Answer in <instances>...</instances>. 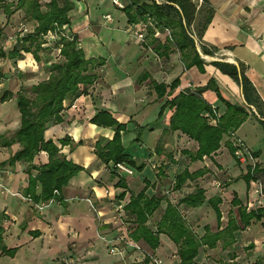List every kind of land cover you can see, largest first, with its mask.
Segmentation results:
<instances>
[{"label":"crops","instance_id":"1","mask_svg":"<svg viewBox=\"0 0 264 264\" xmlns=\"http://www.w3.org/2000/svg\"><path fill=\"white\" fill-rule=\"evenodd\" d=\"M18 1L0 0V6L17 5ZM207 1L206 7H212L214 13L200 46L213 53L207 54L208 58L202 57L200 65L190 67L185 66L179 50L174 48L168 56L158 54L149 43V37L145 41L137 39L128 16L112 0L74 1L70 23L44 35V49L38 53L39 59L33 52L23 50L22 56L10 57L15 45L20 46L22 28L32 30L35 25L22 9L8 16L0 7L3 28L0 39V183L7 189L0 186V264H143L146 256L161 258L163 264H180L174 251L176 245L165 234L160 235L161 243L156 250L142 241L131 240L130 224L125 221L127 216L125 212L121 215L116 211L114 205L119 199L129 201L146 183L155 184L148 188V195L163 194L176 203L178 200L166 195V189L173 186L176 174L186 167L191 172L203 170V174L188 181L191 184L182 191H192L198 183L206 189L207 199L221 195L222 213L225 202H229L228 212L232 208L234 193L249 209L264 205V174L258 179L245 177L252 164L264 166V0ZM206 7L198 13L194 26L202 23ZM106 15H111V19H106ZM62 37L75 39L86 58H102L105 64L98 70L97 81L85 93L65 100L62 121L49 124L45 131V138L53 139L67 159L83 169L60 190L61 199L41 210L26 193L30 185L28 164L10 162L21 145L9 140L21 125L17 93L22 87H31L50 77L48 66L62 59ZM155 37L162 43L168 39L165 32L159 30L155 31ZM215 60L241 64L253 87L250 97L262 105V114L255 105H248L241 85L217 68ZM144 74L147 78L140 81ZM176 79L179 80L177 87L173 90L168 87L166 95L159 98L152 81L170 85ZM209 83L213 88H206L202 95L218 108L219 114L225 111L226 105L214 90L215 86L225 100L247 108L248 117L230 140L235 141V145L241 143L253 160L246 163L237 160L226 145V137L215 154L192 161L182 151H196L197 143L181 131L169 130L174 109L166 108L160 115L168 99ZM5 95H8L6 99ZM101 110H107L126 124L123 145L137 164L144 165L142 170L133 167L132 175H122L113 168L112 162L107 164L97 156V141L105 144L115 133L114 129L91 121ZM66 137L70 142L62 145L59 140ZM48 161L45 151H40L34 159L38 166ZM163 170L166 176L160 174ZM32 173L37 175L38 171ZM120 178L124 186L118 185ZM221 183L225 188H220ZM40 192L38 185L37 193ZM124 192L125 196H120ZM163 201L165 204L162 202L151 217L150 226L160 219L167 205V201ZM184 210L193 212L190 219L200 224L198 233L204 234L206 225L212 231L218 229L216 211L207 202ZM227 220L228 214L226 217L223 214V224ZM236 236L237 264L264 263V218L253 220L248 227L238 230ZM133 243H138L141 249L133 248ZM112 248L118 252H111ZM3 249L11 252H3ZM217 249L224 254L221 259L229 260L228 250L205 248L197 256L196 264H208L210 258L206 255ZM212 263L220 264V261ZM148 264H152L151 261Z\"/></svg>","mask_w":264,"mask_h":264},{"label":"trees","instance_id":"2","mask_svg":"<svg viewBox=\"0 0 264 264\" xmlns=\"http://www.w3.org/2000/svg\"><path fill=\"white\" fill-rule=\"evenodd\" d=\"M74 1L76 0H49L48 2L19 0L17 5L0 6L4 8L8 16L16 10L22 9L28 19L34 21L35 25L32 30L23 34L18 42L20 46L15 45L9 56L18 58L22 56L21 51L23 50L33 52L39 59L38 53L44 49L42 46L44 35L49 30H58L63 25L70 23V12L74 8ZM207 5V0H204L200 7L193 0H163L161 3L156 0H127L123 11L128 16L130 24L141 22L147 24L146 38L149 37V43L154 46L153 49L156 53L168 56L175 48L180 51L185 66L190 67L203 62L196 41L191 34H195L199 41L202 38L214 13V9L207 8ZM205 7L206 15L202 19V23L194 26L198 13ZM166 28L171 31V38L162 43L155 37V31H163ZM2 33L3 28L0 25V39ZM61 40L63 43L62 59L52 62L48 66L50 77L31 87H22L17 93L18 107L22 115L21 125L9 140V143L18 142L21 145L20 150L11 157L10 162L24 161L28 164L30 185L26 193L36 203L61 199L58 196L60 190L83 169L82 166L67 159L61 152V147L53 139H46L45 131L49 124L62 121L65 100L76 98L85 93L87 88L97 81L98 70L105 64V60L102 58H86L82 49L76 46L75 39L62 37ZM201 50L205 55L213 53L204 46H201ZM213 63L241 85L248 105H255L258 112L262 114V105L250 97L249 91L253 87L241 64L219 60H215ZM146 78L147 75L144 74L140 77V81ZM178 81L176 79L170 85L153 81L152 84L158 97L162 98L166 95L168 87L171 90L177 87ZM209 87L213 88L211 83L204 87L181 91L165 102L160 115L166 108L174 109L169 130L181 131L197 143L196 151L188 149L182 151L192 161L215 154L221 148L226 137V145L238 160L236 151L241 145L240 143L235 145V141L230 139L235 136L238 128L248 117V110L245 106L235 105L225 100L215 86L214 90L226 105L225 111L219 114L218 108L213 107L202 95L203 91ZM7 97L8 95H5L3 98ZM91 121L100 126L110 127L115 131L113 138L107 143L103 144L102 141H97L95 145V152L103 162L107 164L112 162L113 168L114 164L120 162L136 167L139 171L144 168V165L136 163L123 145L122 134L127 129L125 123L119 122L107 110L96 113ZM59 142L65 145L70 142V138L60 139ZM158 146L156 150L159 152ZM40 151H45L48 154L49 161L38 166L34 163V159ZM33 170H37L38 174L33 175ZM160 174L166 176L165 170ZM202 174L203 170L191 172L186 167L176 174L172 189L183 192V188L191 184L188 181H193ZM261 174H264V166L254 163L249 167L245 177L247 180L258 179ZM262 184L264 190V183ZM38 185L41 187L40 193H37ZM118 185H125L122 178ZM152 185L155 184L146 183L139 193L131 195L125 205V215L127 216L125 221L130 224L129 238L135 242L142 241L152 250H156L161 243L160 235H167L176 245L180 264H196L197 256L205 248L228 250L229 260L220 259V264H237L235 261L237 254L234 251L237 231L248 227L253 220L264 218V205L249 209L234 193L228 220L223 224L221 221L223 213L220 208L223 202L221 195L215 194L207 199L206 189L196 183L192 191L183 192V196L174 203L163 194L148 195L147 190ZM227 185L229 183H226ZM55 190H58L59 194H55ZM120 196L124 197L125 192ZM163 200L167 201V205L156 224L150 226L149 221L161 207ZM205 202L215 209L219 226L216 231H212L210 226L206 225L204 234H200L189 223L183 210L200 207ZM234 207L237 209L235 210ZM5 251L8 250L3 249V252ZM150 260L151 257L146 256L144 262L148 263Z\"/></svg>","mask_w":264,"mask_h":264},{"label":"built area","instance_id":"3","mask_svg":"<svg viewBox=\"0 0 264 264\" xmlns=\"http://www.w3.org/2000/svg\"><path fill=\"white\" fill-rule=\"evenodd\" d=\"M113 4L119 8V9H124L126 4H127V0H112ZM157 2L161 3L163 0H156ZM198 7H200L204 0H193ZM106 19H111V15H106ZM132 30H133V35L141 40V41H145L146 40V36H147V24L144 22L138 23V24H132ZM22 32L23 34L29 32V29L27 27H23L22 28ZM163 32H165V34L167 35L168 38H171V31L166 28L165 30H163ZM191 36L195 39L198 50L201 54L202 57L204 58H208L207 55H205L202 50H201V46H200V41L198 40V38L196 37L195 34H191ZM241 147L238 148V150L236 151V155L239 158V160L243 163H246L247 161L253 160V157L251 156L250 152L248 150H246V148L240 143ZM114 168L122 175H132L134 173V169L133 167L129 166L126 163H117L114 164ZM0 186L3 187V184L0 183ZM4 190H7L5 187H3ZM55 194H59L58 190L54 191ZM54 199H51L49 202H42V203H37L36 206L39 209H44L45 207H47L48 205H50L52 202H54ZM127 201L124 199H119L117 203H115L114 205V209L116 211H118L121 215L124 214L125 212V205H126ZM133 248L135 249H141V246L138 243H133ZM111 252H118V249L116 248H112ZM151 263L152 264H163V260L161 258H151ZM143 264H148V263H143Z\"/></svg>","mask_w":264,"mask_h":264},{"label":"rangeland","instance_id":"4","mask_svg":"<svg viewBox=\"0 0 264 264\" xmlns=\"http://www.w3.org/2000/svg\"><path fill=\"white\" fill-rule=\"evenodd\" d=\"M219 186H220V188H225V186L223 185V183H221ZM166 190L168 191V192H166V195L169 196L171 199H173L175 201H177L182 196V194H183V192H181V191H175V190H173L172 187L167 188ZM223 191H226V190L223 189ZM164 204H165V201H163V205ZM228 207H229V202H225L223 204V206H222V209H223V212H224L223 214H224L225 217L228 214V209H229ZM183 212H184L186 218L188 220H190V222H191L190 224L192 225V227L196 231H198V228L200 227V224L196 223V221H191V219H190V217L194 215L193 212H189V211H185V210ZM174 251L176 252V248H174ZM223 255L224 254H222V252L219 249H217L215 251H210V253L206 255L207 258H210L209 261H208V264H213L212 263L213 261L214 262L215 261L219 262L220 259L223 257Z\"/></svg>","mask_w":264,"mask_h":264}]
</instances>
